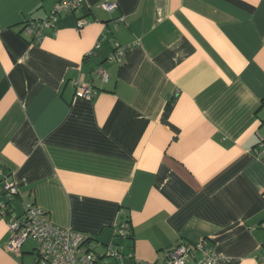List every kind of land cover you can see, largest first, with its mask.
Returning <instances> with one entry per match:
<instances>
[{"label":"crops","instance_id":"obj_1","mask_svg":"<svg viewBox=\"0 0 264 264\" xmlns=\"http://www.w3.org/2000/svg\"><path fill=\"white\" fill-rule=\"evenodd\" d=\"M102 1L33 42L24 25L57 0H0V178L19 188L14 215L35 203L99 253L120 243L123 261L105 264H158L183 242L207 244L214 264H259L264 0ZM117 45L131 46L121 64ZM9 219L0 264H43L31 238L7 249ZM124 221L132 234L116 238Z\"/></svg>","mask_w":264,"mask_h":264},{"label":"built area","instance_id":"obj_2","mask_svg":"<svg viewBox=\"0 0 264 264\" xmlns=\"http://www.w3.org/2000/svg\"><path fill=\"white\" fill-rule=\"evenodd\" d=\"M85 0H57L56 4L47 17L33 19L24 25L23 32L30 36L33 42L44 38L46 29H56V24L61 16L79 11ZM97 7L114 12L118 4L113 0H104L97 4ZM123 20V19H122ZM86 20L78 21V28H83ZM131 46L117 45L110 60L122 63L123 57L130 50ZM104 80H108V73L103 69L97 71ZM79 96L86 100H92L95 91L91 84L76 83ZM259 146L264 151V134H259ZM19 194L18 186L9 180L7 176L0 178V214L9 216L10 238L7 249L10 252H20L24 243L29 239L36 242L37 259L43 264H105L106 260L115 259L121 262L124 259V248L118 242L105 244L103 253L97 251L98 244L89 234L70 228H61L54 225L49 213L29 203L24 206L21 215H14L11 205L12 199ZM130 222L119 223L115 228L116 238H129L132 234ZM133 257V254H129ZM259 264H264V248L259 256ZM214 264L215 257L209 246L205 243L183 242L175 247L165 250L162 257H159L158 264Z\"/></svg>","mask_w":264,"mask_h":264},{"label":"trees","instance_id":"obj_3","mask_svg":"<svg viewBox=\"0 0 264 264\" xmlns=\"http://www.w3.org/2000/svg\"><path fill=\"white\" fill-rule=\"evenodd\" d=\"M129 222V221H128Z\"/></svg>","mask_w":264,"mask_h":264}]
</instances>
